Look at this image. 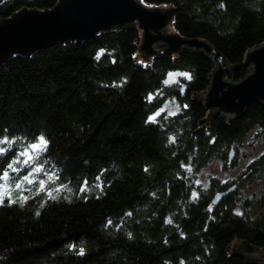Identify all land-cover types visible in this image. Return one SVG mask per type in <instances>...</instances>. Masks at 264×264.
<instances>
[{
	"label": "trees",
	"instance_id": "trees-1",
	"mask_svg": "<svg viewBox=\"0 0 264 264\" xmlns=\"http://www.w3.org/2000/svg\"><path fill=\"white\" fill-rule=\"evenodd\" d=\"M139 1L176 8L175 32L240 64L228 79L251 72L244 56L264 42V0ZM57 3L0 0V18ZM112 31L0 64V140L11 142L0 143V264H249L227 248L235 234L264 248V104L230 125L221 114L199 123L210 110L193 92L207 90L217 63L198 49L146 61L142 30ZM41 136L46 150L23 163L20 153ZM261 145L229 182L199 181L205 167L228 173ZM29 173L32 183L23 180ZM233 185L214 207L215 194Z\"/></svg>",
	"mask_w": 264,
	"mask_h": 264
},
{
	"label": "water",
	"instance_id": "water-1",
	"mask_svg": "<svg viewBox=\"0 0 264 264\" xmlns=\"http://www.w3.org/2000/svg\"><path fill=\"white\" fill-rule=\"evenodd\" d=\"M175 11L176 8L171 7L150 8L139 0H58L54 7L42 10L24 6L11 17L0 18V64L14 54L29 57L37 50L59 44L71 41L79 44L95 38L100 32L106 34L125 27L139 28L142 36L138 51L146 61L149 56L162 50L181 54L187 49H198L217 63L213 72L208 74L211 84L207 90L193 92V99L198 100L205 110H210L199 123L221 114L229 124L243 116L251 104H264V42L246 51L244 63L251 66V72L235 82L228 79L227 74L231 72L234 76L240 64L230 66L224 56L205 41L167 31ZM233 155L231 150L230 159ZM236 188L237 185H233L215 194L212 200L214 207L220 205ZM227 252V256L239 255L249 264H264V248L239 240L236 234Z\"/></svg>",
	"mask_w": 264,
	"mask_h": 264
},
{
	"label": "rangeland",
	"instance_id": "rangeland-1",
	"mask_svg": "<svg viewBox=\"0 0 264 264\" xmlns=\"http://www.w3.org/2000/svg\"><path fill=\"white\" fill-rule=\"evenodd\" d=\"M164 8H167V7H164ZM167 31L169 33H174L175 32L174 31V27H173L172 24L168 26ZM172 77H174V79ZM172 77H171V80L173 81V80L176 79L177 76L175 74H173ZM165 108L170 109V111H169L170 113H172L174 111V109H173L174 107H172L170 103H168L167 106H165ZM163 110H164V108H161L159 111H157V113L160 114V113L163 112ZM157 113H156V115H157ZM252 136L253 135H250L249 136L250 138L248 137V140L246 141L247 150H250V148H251V147L249 148V142H250ZM262 151H263V146L262 145L258 146L253 151L254 155L246 156V157L242 158L241 161H240L239 167L236 168V169L231 170L228 173H224L222 171V165L220 163H216L215 162V163L211 164L210 166L205 167L202 170V172L200 174L199 181L202 183L203 186H206V185H208L209 178L210 177H215V178H218L219 180H221V182L227 183L230 180H232L233 178H235L236 176H238L241 173V171L243 169H245V167H247L249 165V163L253 160V158H255L259 154H261Z\"/></svg>",
	"mask_w": 264,
	"mask_h": 264
},
{
	"label": "snow or ice",
	"instance_id": "snow-or-ice-1",
	"mask_svg": "<svg viewBox=\"0 0 264 264\" xmlns=\"http://www.w3.org/2000/svg\"><path fill=\"white\" fill-rule=\"evenodd\" d=\"M187 75V74H184ZM170 77H172V74H170ZM174 79V77H172ZM171 80L169 81H165V83H170ZM170 114H174V113H170ZM157 115H159V113H157ZM150 120H153L154 117H150ZM0 143H8L9 147H11V142L7 141V138H5L4 140H0ZM47 147V141L45 140V138L43 136L38 138V143H33L30 144L27 148H25V150L23 152L20 153V156L26 157V159L23 161V163L28 164L29 162H31L34 157H38L40 155V153L44 150H46ZM29 149H31V152L29 151ZM6 151L5 148L0 147V154L4 153ZM10 169H12L13 171H18V169L14 168L12 164H10L8 166ZM42 170V167H36L33 169V172H39ZM4 178L8 177V172L5 171L3 173ZM31 176V173H29V175H26L23 177L24 181H27L28 183H32V180L29 179V177ZM49 179H51V176L49 177ZM87 182H85L86 185ZM22 185L21 184H17L16 187L20 188ZM43 182H41V188H43ZM84 187L81 188V191H84ZM7 195V191L6 189L4 191H0V204H2L4 202V196ZM194 196L196 195L195 193L193 194ZM24 199H27V197H25ZM10 203H14L15 201H9ZM22 202V201H21ZM83 253V249H81V254Z\"/></svg>",
	"mask_w": 264,
	"mask_h": 264
}]
</instances>
